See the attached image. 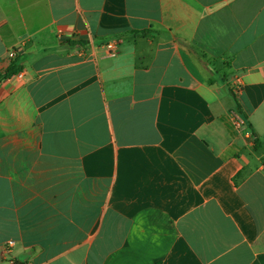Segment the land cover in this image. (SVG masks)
I'll use <instances>...</instances> for the list:
<instances>
[{
    "label": "crops",
    "instance_id": "crops-1",
    "mask_svg": "<svg viewBox=\"0 0 264 264\" xmlns=\"http://www.w3.org/2000/svg\"><path fill=\"white\" fill-rule=\"evenodd\" d=\"M22 255L264 264V0H0V264Z\"/></svg>",
    "mask_w": 264,
    "mask_h": 264
},
{
    "label": "built area",
    "instance_id": "built-area-1",
    "mask_svg": "<svg viewBox=\"0 0 264 264\" xmlns=\"http://www.w3.org/2000/svg\"><path fill=\"white\" fill-rule=\"evenodd\" d=\"M108 50L110 51L111 54H114L116 49H117V44L116 43H110L107 45ZM243 87V82L241 79H236L235 82L232 85V88L234 90V92H239L242 90ZM238 125L242 123V121L239 119H237Z\"/></svg>",
    "mask_w": 264,
    "mask_h": 264
},
{
    "label": "water",
    "instance_id": "water-1",
    "mask_svg": "<svg viewBox=\"0 0 264 264\" xmlns=\"http://www.w3.org/2000/svg\"><path fill=\"white\" fill-rule=\"evenodd\" d=\"M28 261V256L27 255H22L17 258L15 264H25Z\"/></svg>",
    "mask_w": 264,
    "mask_h": 264
},
{
    "label": "trees",
    "instance_id": "trees-1",
    "mask_svg": "<svg viewBox=\"0 0 264 264\" xmlns=\"http://www.w3.org/2000/svg\"><path fill=\"white\" fill-rule=\"evenodd\" d=\"M134 34L135 35L141 34L143 36L145 35V33H137V32H135ZM14 70H15V66L12 69H10V71H8L5 76L9 75L10 73H14ZM254 143H255V147L259 145V142L257 140H255Z\"/></svg>",
    "mask_w": 264,
    "mask_h": 264
}]
</instances>
